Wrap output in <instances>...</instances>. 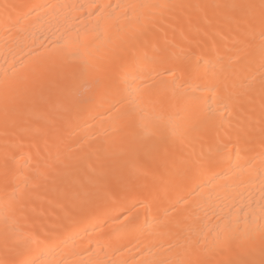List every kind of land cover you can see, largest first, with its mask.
Returning a JSON list of instances; mask_svg holds the SVG:
<instances>
[{
    "label": "bare ground",
    "instance_id": "obj_1",
    "mask_svg": "<svg viewBox=\"0 0 264 264\" xmlns=\"http://www.w3.org/2000/svg\"><path fill=\"white\" fill-rule=\"evenodd\" d=\"M0 264H264V0H0Z\"/></svg>",
    "mask_w": 264,
    "mask_h": 264
},
{
    "label": "rangeland",
    "instance_id": "obj_2",
    "mask_svg": "<svg viewBox=\"0 0 264 264\" xmlns=\"http://www.w3.org/2000/svg\"><path fill=\"white\" fill-rule=\"evenodd\" d=\"M85 88H87V86L85 87ZM160 170V169H159ZM161 171H163L162 169H161ZM165 171V170H164ZM108 187H110V188H108V189H112V184L111 185H108Z\"/></svg>",
    "mask_w": 264,
    "mask_h": 264
}]
</instances>
